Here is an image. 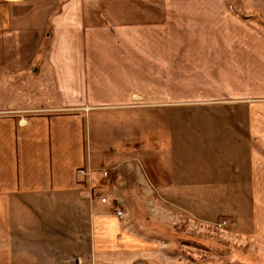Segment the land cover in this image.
I'll return each mask as SVG.
<instances>
[{"label": "crops", "instance_id": "1", "mask_svg": "<svg viewBox=\"0 0 264 264\" xmlns=\"http://www.w3.org/2000/svg\"><path fill=\"white\" fill-rule=\"evenodd\" d=\"M167 1L0 0V264L164 260L171 239L147 217L166 207L195 225L248 218L264 245L261 101L242 77L181 81L192 39L170 33ZM20 79L43 81L41 101H1Z\"/></svg>", "mask_w": 264, "mask_h": 264}, {"label": "rangeland", "instance_id": "2", "mask_svg": "<svg viewBox=\"0 0 264 264\" xmlns=\"http://www.w3.org/2000/svg\"><path fill=\"white\" fill-rule=\"evenodd\" d=\"M168 6L176 8L175 14L171 15L175 18L171 24L174 25L170 32L172 36L175 34L179 42L182 38L192 39L189 46L178 45L181 81L196 82L199 87H204L210 79H219L230 86L244 82L249 107L252 105L255 109L257 101H261L259 105L264 110V0H168L163 7ZM192 7L203 11L191 14L184 11ZM199 14L203 15L201 19L191 18ZM165 33L164 36L162 31V37L169 38V32ZM187 52L196 59L195 63L192 61L196 69L193 76L183 75L188 62L182 57ZM217 52H221L220 56H228L221 58L219 66L216 65L219 61ZM237 56L238 60H243L242 65L235 63ZM240 77L243 82H239ZM42 82L40 79H20L14 93L5 92L8 86L3 88L1 101L10 99V95L20 105H24L25 100L41 101ZM134 82L137 80L131 81ZM228 92L232 97H239L234 89ZM106 208L111 209L105 206L101 211L107 212ZM164 209V213L153 218L148 215L149 224L146 225L170 237L174 255L164 260L156 257L143 260V264H264V245L261 240L257 243L250 219L243 217L240 223L234 224L226 217L207 225L194 222L195 225L180 214H176L177 218L172 217L171 209Z\"/></svg>", "mask_w": 264, "mask_h": 264}, {"label": "built area", "instance_id": "3", "mask_svg": "<svg viewBox=\"0 0 264 264\" xmlns=\"http://www.w3.org/2000/svg\"><path fill=\"white\" fill-rule=\"evenodd\" d=\"M104 176H105V177L108 176V173H107V172H104ZM101 201H102V203H106V202H107V199H106V198H103V196H102ZM118 216H119L120 218H123V213H122L121 211H119V212H118Z\"/></svg>", "mask_w": 264, "mask_h": 264}]
</instances>
